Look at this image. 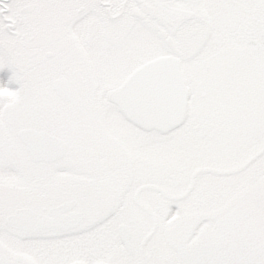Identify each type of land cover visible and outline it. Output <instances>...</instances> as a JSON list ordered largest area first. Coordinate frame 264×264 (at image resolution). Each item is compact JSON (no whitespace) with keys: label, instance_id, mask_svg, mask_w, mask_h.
Instances as JSON below:
<instances>
[{"label":"snow or ice","instance_id":"snow-or-ice-1","mask_svg":"<svg viewBox=\"0 0 264 264\" xmlns=\"http://www.w3.org/2000/svg\"><path fill=\"white\" fill-rule=\"evenodd\" d=\"M0 264H264V0H0Z\"/></svg>","mask_w":264,"mask_h":264}]
</instances>
